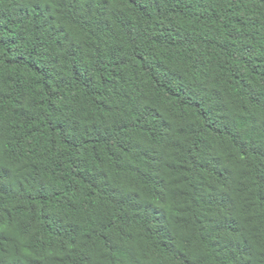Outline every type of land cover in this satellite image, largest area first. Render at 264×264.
I'll return each mask as SVG.
<instances>
[{"label":"trees","instance_id":"16d2710c","mask_svg":"<svg viewBox=\"0 0 264 264\" xmlns=\"http://www.w3.org/2000/svg\"><path fill=\"white\" fill-rule=\"evenodd\" d=\"M0 264H264V0H0Z\"/></svg>","mask_w":264,"mask_h":264}]
</instances>
